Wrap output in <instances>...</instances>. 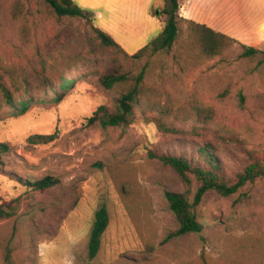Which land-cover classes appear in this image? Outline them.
Returning <instances> with one entry per match:
<instances>
[{
  "label": "rangeland",
  "instance_id": "1",
  "mask_svg": "<svg viewBox=\"0 0 264 264\" xmlns=\"http://www.w3.org/2000/svg\"><path fill=\"white\" fill-rule=\"evenodd\" d=\"M138 5L163 28L168 15L159 18L156 11L166 1ZM179 14L207 20L215 30L264 50V27L257 37L248 29L251 22L253 29L263 23L264 0H180ZM92 15L60 18L44 0H0L2 81L17 99L25 93L37 97L15 116L0 91V143L10 147L0 153V202L19 199L17 213L0 219V264H264V178L228 196L207 191L197 207L203 230L168 237L179 221L166 191L188 187L173 166L149 155L151 148L173 150L184 135L198 143L238 136L242 145L224 143L222 154L224 171L232 174L243 150L264 151L263 56L245 59L236 44L195 67L181 65L175 48L135 64L101 44ZM146 23L155 31L148 44L162 28ZM146 62L153 71L132 123L88 125L100 105L110 112L118 108L122 89L106 88L101 78L138 73ZM62 76L76 80L60 101L49 99L47 90L57 88ZM160 121L186 133L167 135ZM54 133L49 143H28L31 135ZM48 176L58 179L48 189L26 184ZM198 185L193 177L191 199ZM102 206L110 222L91 259V230Z\"/></svg>",
  "mask_w": 264,
  "mask_h": 264
},
{
  "label": "trees",
  "instance_id": "2",
  "mask_svg": "<svg viewBox=\"0 0 264 264\" xmlns=\"http://www.w3.org/2000/svg\"><path fill=\"white\" fill-rule=\"evenodd\" d=\"M58 17H88L92 18V12L83 9L74 0H44ZM168 4L164 10L156 11L160 18L162 13L168 15V20L164 23L160 33L155 36L148 44L140 48L134 54L128 53L108 32L99 27H94L97 38L106 47H115L121 50L125 56L134 60L144 59L147 55H156L162 52H169L175 48V57L178 62L191 67L202 64L205 60L216 56H225L236 44L242 48L240 56L245 59H255L262 55L260 63L264 62V50L255 46H250L239 42L229 34L213 29L212 27L197 22L193 19L180 16V0H164ZM17 7V6H16ZM12 8L19 14L17 8ZM15 14V15H16ZM92 20V19H91ZM186 23L184 31L182 24ZM153 71L151 62H146L138 73L125 70L120 73L104 75L101 78L102 84L108 89H122L121 97L116 112H110L106 105H100L97 110L87 117L88 125L100 123L104 127L129 125L135 119L134 106L139 101L144 92L147 78ZM76 78L62 76L57 88L51 86L47 90L51 98L60 101L64 93L71 88ZM0 91L5 98L7 106L12 110L11 115L23 114L29 110L30 106L37 100L33 94H24L16 98L12 89L2 81L0 74ZM159 128L167 135L178 133L185 134L184 129L168 126L165 122H158ZM190 135H192L190 133ZM56 134H35L28 138L30 144H45L53 141ZM219 141L202 140L198 143L190 141L184 135V140L180 141L173 150L169 152H159L156 148L149 150V155L159 158L164 163L173 166L182 176L187 185V191L180 193L166 191L169 206L179 221L178 230L169 234L168 237L183 235L190 232H201L203 223L199 220L197 207L202 202L207 191L213 189L224 196L236 193L248 182H254L257 178H264V151L243 150L244 159L240 161L234 173L227 174L224 171L222 160L224 143H237L242 145V140L238 136H223L220 134ZM10 149L7 143H0V153ZM100 163H98L99 165ZM101 166V164H100ZM193 177L199 182L198 188L193 199L190 197ZM58 182L57 178L48 176L35 182H27V185L35 189L44 190L54 186ZM19 199L0 202V219H8L17 213ZM110 222V214L105 206L100 207L95 212V220L91 230L89 240V256L95 258L100 252L102 237L106 232Z\"/></svg>",
  "mask_w": 264,
  "mask_h": 264
},
{
  "label": "crops",
  "instance_id": "3",
  "mask_svg": "<svg viewBox=\"0 0 264 264\" xmlns=\"http://www.w3.org/2000/svg\"><path fill=\"white\" fill-rule=\"evenodd\" d=\"M149 1L147 0V3ZM74 2L83 9L91 11L96 26L111 34L127 52L129 47H134L135 51L139 50L147 44L151 34H154V27L148 26L146 22H151V26H155V29L162 28L158 20L148 16L146 7L141 8L138 5V0H74ZM147 3L145 0V5ZM198 21L206 25L209 23L207 20ZM262 27L264 21L258 29H253L251 22L249 33L257 37V31H261ZM137 38L140 40L136 43Z\"/></svg>",
  "mask_w": 264,
  "mask_h": 264
}]
</instances>
